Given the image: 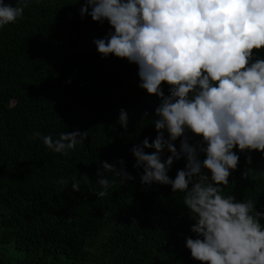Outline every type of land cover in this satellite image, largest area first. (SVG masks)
<instances>
[{"label": "trees", "instance_id": "trees-1", "mask_svg": "<svg viewBox=\"0 0 264 264\" xmlns=\"http://www.w3.org/2000/svg\"><path fill=\"white\" fill-rule=\"evenodd\" d=\"M84 3L29 0L21 17L0 28V264H200L185 247V237L195 234L183 194L142 186V168H133L130 149L155 139L150 121L160 101L138 87L135 64L101 58L92 41L112 29L107 21L81 19ZM253 54L264 60V48ZM161 87L168 95V86ZM120 109L128 115L126 129L117 123ZM74 130L88 133L68 156L33 136L58 139ZM233 152L237 168L221 194L251 199L264 212V157ZM118 160L134 179L120 185L116 178L97 198L99 162L119 168ZM184 165L183 158L174 161L169 177Z\"/></svg>", "mask_w": 264, "mask_h": 264}, {"label": "clouds", "instance_id": "clouds-1", "mask_svg": "<svg viewBox=\"0 0 264 264\" xmlns=\"http://www.w3.org/2000/svg\"><path fill=\"white\" fill-rule=\"evenodd\" d=\"M28 2L12 6L0 0V28L21 17ZM79 15L107 21L112 31L92 41L98 54L135 64L138 87L160 101L150 121L155 139L150 144L145 138L130 149L133 168H142V186L155 183L183 194L194 221L195 238L185 237L191 258L200 264H264V226L258 222L264 212L256 211L251 199L221 194L237 168L234 147L264 157V60L253 58L254 49L264 48V0H85ZM117 123L127 128L124 109ZM87 133L33 136L51 152L68 156ZM192 137L198 142L190 143ZM181 158L184 168L170 178L171 166ZM116 163L119 168L99 162L97 198L108 194L116 178L120 185L134 179L123 160ZM81 178L89 184L86 175ZM80 189L74 180L71 190ZM110 215L104 212L105 218Z\"/></svg>", "mask_w": 264, "mask_h": 264}, {"label": "water", "instance_id": "water-1", "mask_svg": "<svg viewBox=\"0 0 264 264\" xmlns=\"http://www.w3.org/2000/svg\"><path fill=\"white\" fill-rule=\"evenodd\" d=\"M4 3L12 5V6H16L17 0H4Z\"/></svg>", "mask_w": 264, "mask_h": 264}]
</instances>
